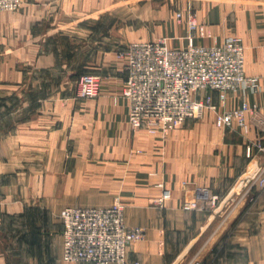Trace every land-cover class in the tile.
Masks as SVG:
<instances>
[{"label":"crops","instance_id":"obj_1","mask_svg":"<svg viewBox=\"0 0 264 264\" xmlns=\"http://www.w3.org/2000/svg\"><path fill=\"white\" fill-rule=\"evenodd\" d=\"M20 1L17 11L0 12V68L13 75V80L0 82L30 83L33 95L38 88V104L28 109L26 130L34 148H43L39 158L61 160L59 173L54 172L58 178L49 176L60 185L56 196L46 193L37 199L16 200L11 189H2L0 225L3 216L18 215L31 205L100 208L119 198L126 224L144 230L126 264H264V189L259 192L254 183L264 169V153L253 146L264 143L257 123V117L264 119V0H177L183 12L194 7V44L212 46L229 36L239 38L245 75L258 79L259 85L255 92L230 93L223 102L211 93L215 109L205 111L199 122L189 119L162 140L144 129L132 130L128 123V101L122 96L127 61L119 51L133 42L159 39L169 48L184 49L183 24L170 20L165 7H146L147 17L161 22L154 32L146 31V38L116 42L112 34L100 40L83 21L98 20L101 9L114 13L117 0ZM23 67L30 68L28 79ZM74 72L101 78L97 97L75 95L68 80ZM31 73L40 74L32 78ZM242 103L256 109L247 114L245 128L215 125L216 112ZM4 167L0 157V178ZM45 182L46 192V173L43 186ZM194 186L216 193L215 210L182 208ZM163 188L170 199L159 206ZM23 189L27 194L28 187ZM43 237L51 244L17 252L27 264H92L62 260L61 222ZM0 264H8L1 249Z\"/></svg>","mask_w":264,"mask_h":264},{"label":"built area","instance_id":"obj_2","mask_svg":"<svg viewBox=\"0 0 264 264\" xmlns=\"http://www.w3.org/2000/svg\"><path fill=\"white\" fill-rule=\"evenodd\" d=\"M20 6V0H0V12H15ZM181 16L177 14L180 20ZM196 21V16L190 14L184 22L188 44L183 50L170 49L162 41H150L130 44L120 52L127 61L122 96L128 101V123L132 129H144L165 138L187 120L200 118L205 111L215 109L211 93H217L223 102L230 93L257 90L258 79L244 72L241 40L229 36L217 45H195ZM100 83L98 75L83 74L77 97L95 98ZM255 113V108L242 103L228 112H216L214 122L220 128L234 123L245 128L247 114ZM257 123L264 131V119L257 117ZM253 146L264 153V143ZM254 183L264 189V169ZM169 199L170 192L163 188L157 204L161 206ZM218 199L209 188L196 186L191 197L184 200L183 209L213 211ZM60 218L65 262L126 264L131 246L144 236L142 228L125 224L124 204L119 199L107 208H65Z\"/></svg>","mask_w":264,"mask_h":264},{"label":"rangeland","instance_id":"obj_3","mask_svg":"<svg viewBox=\"0 0 264 264\" xmlns=\"http://www.w3.org/2000/svg\"><path fill=\"white\" fill-rule=\"evenodd\" d=\"M181 5L182 4L177 0H132L131 2L127 3H124L123 0H117L114 13L111 11V9L110 12L107 11V9H101L100 18L98 20H89V22L88 20H84L83 27L93 29L94 34L100 40H103V38H111L113 34L116 42L122 41L124 39L125 42H129L137 40L142 36L146 38V31L154 32L156 25H159L161 23L154 17H147V13L145 11L146 7L153 10L165 7L171 14V16H173V19L171 18L170 20L178 22L185 26L184 22L188 18V16L190 14L194 16L196 15V13L194 7L191 6V4L186 3V5H190L192 9H189L188 7V10H186L185 12L178 9ZM180 12L184 13L183 17H185L182 18L181 16V20L177 17L178 13L181 14ZM170 20L163 19V22ZM159 40L164 42L163 39ZM130 44L126 45V47H128ZM117 46L120 45L117 44ZM126 47H124V49L119 47L122 49H120L119 52L125 51ZM21 70L23 71V75L26 77V79H28V72H30V68L23 67ZM38 74L40 73H31V76L33 78ZM82 75L74 72L73 74L68 76V80L75 90V95L78 94L79 79ZM7 77L10 80H13V75L9 74L7 69H5L4 71V69L0 68V80H5ZM30 86V83L28 84L24 82L15 84H1L0 82V157L1 161H3L5 165V173L0 178V196L2 198H4L5 195L1 192V190L5 188L8 190L11 189L12 194L16 200L21 197L31 199L43 198L45 196L44 194L46 193L50 196H56L59 193V181L56 183H51L49 176L52 174L51 178L53 180L58 178V176L55 175L54 172H56L57 174L59 173V165L61 160L55 158H39V156H41L43 152V148H34V146L32 145L33 143L29 141L28 138V132L26 130L27 121L29 118L28 109L37 106L38 103L36 101L38 99L36 97H38V95L40 94L38 88L35 87V91L37 93L33 95L32 91H29ZM202 119H191V121L189 122H199ZM159 137L161 140L166 138H162L161 136ZM24 156H33V158H23ZM64 161L68 166V163L71 160L64 159ZM71 163L72 161L70 162L69 166H71ZM45 173L48 174L49 186V190L46 192L44 191V189L47 185V182H45L43 186V177ZM24 186L28 187V189L30 188L29 190L27 189V194L23 189ZM195 187L196 186H194V188ZM208 188L213 192L210 187ZM260 191L261 189L259 187V192ZM119 200L121 201V199ZM65 208L60 209L53 206L46 207L40 204H36L25 207L23 209V212L18 215L9 216L7 214L6 216H3L1 221L2 223L0 225V249L5 253L8 264H27L26 260L22 258L23 255L17 253L19 251L27 249L26 247H29L31 250L33 248L37 249L38 247L48 246L50 240L43 237V232L45 233L46 231H49L50 228L59 227V222H61L60 215L62 210ZM209 212H211V210H209Z\"/></svg>","mask_w":264,"mask_h":264},{"label":"bare ground","instance_id":"obj_4","mask_svg":"<svg viewBox=\"0 0 264 264\" xmlns=\"http://www.w3.org/2000/svg\"><path fill=\"white\" fill-rule=\"evenodd\" d=\"M157 41H161V40H155V41H153V42H157ZM137 43H140V42H137ZM133 44V43H132ZM92 99V98H91ZM203 116V115H202ZM201 118V117H200ZM200 118H197V119H200ZM130 125V124H129ZM131 127V126H130ZM132 128V127H131ZM134 130V129H133ZM135 130H139V129H135ZM176 130V129H175ZM146 131V130H145ZM174 131V130H173ZM172 132V131H171ZM149 133V132H148ZM150 134V133H149ZM153 135V134H152ZM218 201H219V199H218ZM109 207V206H108ZM125 207V206H124ZM69 208H72V207H69ZM79 208V207H78ZM88 208H90V207H88ZM92 208V207H91ZM107 208V207H106ZM187 211H193V210H187ZM129 227H131V226H129ZM141 228V227H140ZM143 230V229H142ZM144 231V230H143ZM115 264H117V263H115Z\"/></svg>","mask_w":264,"mask_h":264}]
</instances>
